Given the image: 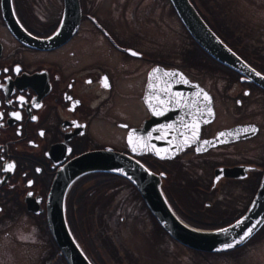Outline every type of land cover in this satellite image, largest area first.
I'll return each instance as SVG.
<instances>
[{
  "label": "flooded vegetation",
  "instance_id": "af4514ba",
  "mask_svg": "<svg viewBox=\"0 0 264 264\" xmlns=\"http://www.w3.org/2000/svg\"><path fill=\"white\" fill-rule=\"evenodd\" d=\"M76 1L71 18L65 0H0V264H70L48 225L55 198L90 264H208L211 251L157 221L129 161L184 223L244 212L264 169V10L260 24L232 26L218 0H189L241 60L233 67L195 42L170 0ZM95 150L127 157L124 173L67 178Z\"/></svg>",
  "mask_w": 264,
  "mask_h": 264
},
{
  "label": "water",
  "instance_id": "95a60500",
  "mask_svg": "<svg viewBox=\"0 0 264 264\" xmlns=\"http://www.w3.org/2000/svg\"><path fill=\"white\" fill-rule=\"evenodd\" d=\"M66 10L76 17L77 1L65 0ZM180 22L195 42L213 57L233 67H239L241 60L211 30L189 0H170ZM197 124L190 132H197ZM189 131V130H188ZM186 137V136H184ZM202 146V141L199 142ZM182 145L163 147V152H174ZM128 158L106 150L81 153L68 166L67 178L94 169L115 170L124 173ZM130 178L137 186L149 210L161 226L180 243L205 251H225L243 243L264 220V169L257 190L244 212L235 220L216 227H196L179 220L169 208L161 194L156 176L146 172L134 161H129ZM47 208V220L51 233L65 250L70 264H90L73 245L63 222L60 199L55 198Z\"/></svg>",
  "mask_w": 264,
  "mask_h": 264
},
{
  "label": "rangeland",
  "instance_id": "374dc122",
  "mask_svg": "<svg viewBox=\"0 0 264 264\" xmlns=\"http://www.w3.org/2000/svg\"><path fill=\"white\" fill-rule=\"evenodd\" d=\"M224 9L218 15L220 22L232 26L258 25L264 10V0H218ZM237 16V17H236ZM178 250H189L178 244ZM208 264H264V238L250 240L230 252L205 253Z\"/></svg>",
  "mask_w": 264,
  "mask_h": 264
},
{
  "label": "trees",
  "instance_id": "16d2710c",
  "mask_svg": "<svg viewBox=\"0 0 264 264\" xmlns=\"http://www.w3.org/2000/svg\"><path fill=\"white\" fill-rule=\"evenodd\" d=\"M261 231L264 232V226H263L258 232L260 233ZM250 240H251V238L248 239L247 241H250ZM237 247H238V246H236V247H234V248H232V249H230V250L223 251V252H230V251H233V250H235Z\"/></svg>",
  "mask_w": 264,
  "mask_h": 264
}]
</instances>
